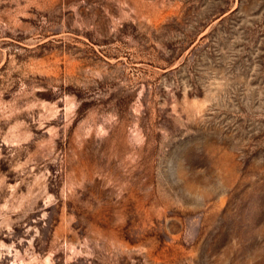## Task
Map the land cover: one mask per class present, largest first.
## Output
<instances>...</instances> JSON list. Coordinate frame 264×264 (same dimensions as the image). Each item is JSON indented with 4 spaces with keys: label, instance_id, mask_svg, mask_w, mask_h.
Masks as SVG:
<instances>
[{
    "label": "rangeland",
    "instance_id": "obj_1",
    "mask_svg": "<svg viewBox=\"0 0 264 264\" xmlns=\"http://www.w3.org/2000/svg\"><path fill=\"white\" fill-rule=\"evenodd\" d=\"M0 264H264V0H0Z\"/></svg>",
    "mask_w": 264,
    "mask_h": 264
}]
</instances>
